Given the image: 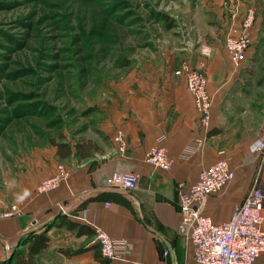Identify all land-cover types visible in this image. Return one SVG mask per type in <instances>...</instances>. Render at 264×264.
<instances>
[{"label": "crops", "instance_id": "obj_1", "mask_svg": "<svg viewBox=\"0 0 264 264\" xmlns=\"http://www.w3.org/2000/svg\"><path fill=\"white\" fill-rule=\"evenodd\" d=\"M200 7L207 29L194 40L187 31L189 41L180 55L192 58L190 64L207 77L213 104L209 123H202L185 78L176 73L180 66L149 76L134 71L121 93L102 103L98 130L77 134L94 139L100 151L82 160L74 154L61 159L52 146L55 158L43 159L38 169L11 181L15 197L5 210L18 205L21 212L0 218V263L23 235L46 230L50 245L37 264H106L95 240L99 227L126 241L111 264H196L189 233L182 227L178 183L194 181L201 169L221 158L229 161L234 178L209 194L201 208L215 222L228 220L251 188L261 186L264 191V164L254 150L264 125V0H203ZM250 8L256 12L251 43L236 67L225 38L241 32ZM117 130L124 132L125 150L113 139ZM157 144L167 148L170 169L145 161ZM60 163L68 169V178L56 189L37 193L36 185L54 175ZM118 170L138 173V186L108 189L105 180ZM58 215L79 222L85 231L59 225ZM254 264H264V252Z\"/></svg>", "mask_w": 264, "mask_h": 264}, {"label": "rangeland", "instance_id": "obj_2", "mask_svg": "<svg viewBox=\"0 0 264 264\" xmlns=\"http://www.w3.org/2000/svg\"><path fill=\"white\" fill-rule=\"evenodd\" d=\"M202 2L0 0V211L15 197L12 180L55 158L51 137L98 130L102 103L134 71L194 65L180 54L187 31L194 40L207 29Z\"/></svg>", "mask_w": 264, "mask_h": 264}, {"label": "built area", "instance_id": "obj_3", "mask_svg": "<svg viewBox=\"0 0 264 264\" xmlns=\"http://www.w3.org/2000/svg\"><path fill=\"white\" fill-rule=\"evenodd\" d=\"M255 18V9L250 8L242 21L241 32L238 35L229 34L225 38V48L236 67L241 65L245 51L251 43L249 32ZM176 73L185 78L186 87L201 112V121L207 125L213 104L205 73L186 61L182 62ZM113 139L121 150H125L123 131L117 130ZM254 150L264 164V125ZM144 159L161 169H170L172 165L167 148L162 144L153 146ZM68 176V169L60 163L54 175L43 178L36 185V192L46 193L56 189ZM234 176L235 172L229 161L221 158L201 169L194 181L178 183L182 227L189 233L196 264H254L256 258L264 252V191L261 186L251 188L235 206L230 218L224 222H215L201 210L206 197L221 190ZM138 183L139 175L132 170H118L105 180L108 189L125 191L135 189ZM20 212V207L13 205L8 210L0 211V218ZM95 240L99 244L102 258L107 261L106 264H111L110 261L121 256L126 242L124 239L111 237L99 227L95 228ZM164 252L167 254L168 250Z\"/></svg>", "mask_w": 264, "mask_h": 264}, {"label": "trees", "instance_id": "obj_4", "mask_svg": "<svg viewBox=\"0 0 264 264\" xmlns=\"http://www.w3.org/2000/svg\"><path fill=\"white\" fill-rule=\"evenodd\" d=\"M166 23L169 24L167 20ZM92 111L93 107H90L85 112L90 113ZM50 144L56 147V154L61 159L68 158L74 154L78 160H82L101 150V146L94 139L83 135L76 137L74 140H69L64 133H60L58 137H51ZM56 221L59 225H65L67 229L79 228L78 233L85 231L84 225L65 215H58ZM88 232L92 233L93 230L88 228ZM19 244H24V247L16 246L12 252L6 255L4 261H8L7 257L10 254V264H37L39 256L50 245V236L46 230L40 232L31 231L20 238Z\"/></svg>", "mask_w": 264, "mask_h": 264}]
</instances>
